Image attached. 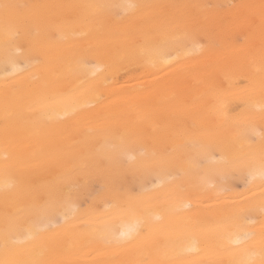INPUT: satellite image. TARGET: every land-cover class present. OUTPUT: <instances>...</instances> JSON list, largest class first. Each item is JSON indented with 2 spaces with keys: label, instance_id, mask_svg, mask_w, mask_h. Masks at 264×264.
<instances>
[{
  "label": "bare ground",
  "instance_id": "1",
  "mask_svg": "<svg viewBox=\"0 0 264 264\" xmlns=\"http://www.w3.org/2000/svg\"><path fill=\"white\" fill-rule=\"evenodd\" d=\"M3 2L0 260L234 264L241 228L258 251L232 162L264 145V0Z\"/></svg>",
  "mask_w": 264,
  "mask_h": 264
},
{
  "label": "snow or ice",
  "instance_id": "2",
  "mask_svg": "<svg viewBox=\"0 0 264 264\" xmlns=\"http://www.w3.org/2000/svg\"><path fill=\"white\" fill-rule=\"evenodd\" d=\"M20 7L18 5H13L10 3L3 2L0 0V12L3 13L4 17L7 19L14 9ZM39 7V6H36ZM93 7L97 8H105V7H117L122 8L124 10H133L137 7V5L128 3L124 5H95ZM262 9H264V3L261 5ZM262 16H264V12H262ZM232 163L237 165H244L249 168V175L255 179L259 176L261 180V187L264 188V145H262L261 150L258 155H243L235 159ZM262 207L261 210L264 211V193H261ZM251 223V221H249ZM264 224V221L261 222ZM131 232L124 234L125 237H131ZM31 239V235L27 237ZM257 239L256 234L247 228H241L236 233H234L231 237L228 238V242L230 244L236 245L235 248H229L228 251L235 253L240 256V259L236 260L234 264H257L255 257L257 255L260 256V260L258 264H264V228H262L259 237H258V251L257 248L252 245L250 242L255 241ZM9 241H4V250L7 252ZM189 248L187 251H191ZM0 264H15V262L8 260H0Z\"/></svg>",
  "mask_w": 264,
  "mask_h": 264
}]
</instances>
